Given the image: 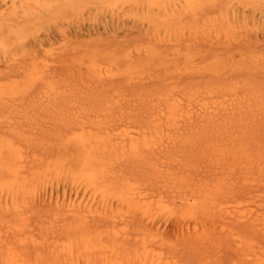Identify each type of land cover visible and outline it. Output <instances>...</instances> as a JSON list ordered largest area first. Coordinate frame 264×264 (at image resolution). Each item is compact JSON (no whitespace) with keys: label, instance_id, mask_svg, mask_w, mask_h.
Here are the masks:
<instances>
[{"label":"rangeland","instance_id":"1","mask_svg":"<svg viewBox=\"0 0 264 264\" xmlns=\"http://www.w3.org/2000/svg\"><path fill=\"white\" fill-rule=\"evenodd\" d=\"M263 226L264 0H0V264H264Z\"/></svg>","mask_w":264,"mask_h":264},{"label":"bare ground","instance_id":"2","mask_svg":"<svg viewBox=\"0 0 264 264\" xmlns=\"http://www.w3.org/2000/svg\"><path fill=\"white\" fill-rule=\"evenodd\" d=\"M137 218V222H139V223H143L141 226H143L144 225V228L143 229H145V227L146 228H148L149 226H148V223L147 222H144V221H146V219H144L145 217L142 215L141 217H136ZM263 229H264V226L262 227ZM263 233H264V231H263ZM68 253H72L71 251H65L63 254H62V256L64 257V259L62 258L61 259V261H63V260H65V261H69V262H71L72 260H73V257L72 256H69L68 257ZM76 253H78V252H76ZM246 261H244L242 258H240V264H247V263H245Z\"/></svg>","mask_w":264,"mask_h":264}]
</instances>
